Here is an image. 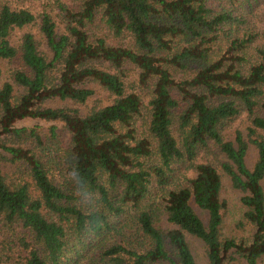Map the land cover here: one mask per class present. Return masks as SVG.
<instances>
[{"label":"trees","instance_id":"trees-1","mask_svg":"<svg viewBox=\"0 0 264 264\" xmlns=\"http://www.w3.org/2000/svg\"><path fill=\"white\" fill-rule=\"evenodd\" d=\"M71 2L0 0V264H264V0Z\"/></svg>","mask_w":264,"mask_h":264},{"label":"rangeland","instance_id":"rangeland-1","mask_svg":"<svg viewBox=\"0 0 264 264\" xmlns=\"http://www.w3.org/2000/svg\"><path fill=\"white\" fill-rule=\"evenodd\" d=\"M59 4L64 5L65 7L69 8L72 7L71 0H58ZM115 44V42H113ZM3 75L0 77V84L2 81L6 80L7 78V70L11 66L10 64L3 62L0 63ZM109 103V99L101 93L95 94L93 97H91L85 104V107H90L93 105L99 106V105H105ZM24 125H28L29 123H23ZM254 159V151L250 150L248 157H247V163L251 164ZM223 189L221 191V198L225 200L226 203V209L223 216V223H222V235L227 237H233L236 240L239 238H246L249 236V229L245 227L241 223V215L243 212L242 206L239 202V192L232 188L229 181L226 179H223ZM264 181V180H263ZM264 186V182H263ZM195 212L198 214V216L202 219H204V214L201 213L199 210L194 208ZM187 242L189 244L190 251L192 255L194 256L197 264H207L206 258L203 254V248L201 243L198 240L187 238Z\"/></svg>","mask_w":264,"mask_h":264},{"label":"clouds","instance_id":"clouds-1","mask_svg":"<svg viewBox=\"0 0 264 264\" xmlns=\"http://www.w3.org/2000/svg\"><path fill=\"white\" fill-rule=\"evenodd\" d=\"M66 179L73 187V195L78 199V201L84 204L85 201H90L92 207H89V215L86 219L91 220L93 215H96L97 220L102 223L99 213L103 211L102 202L97 199V192L93 190L89 181L76 169L71 168L67 172ZM95 208V212H93Z\"/></svg>","mask_w":264,"mask_h":264}]
</instances>
